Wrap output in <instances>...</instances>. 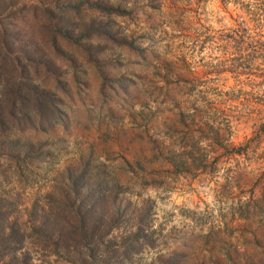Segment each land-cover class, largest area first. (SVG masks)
<instances>
[{
    "label": "rangeland",
    "instance_id": "1",
    "mask_svg": "<svg viewBox=\"0 0 264 264\" xmlns=\"http://www.w3.org/2000/svg\"><path fill=\"white\" fill-rule=\"evenodd\" d=\"M72 1L0 0L9 220L30 226L82 172L126 204L115 239L139 226L150 243L123 264H264V0ZM27 246L32 264H69Z\"/></svg>",
    "mask_w": 264,
    "mask_h": 264
},
{
    "label": "trees",
    "instance_id": "2",
    "mask_svg": "<svg viewBox=\"0 0 264 264\" xmlns=\"http://www.w3.org/2000/svg\"><path fill=\"white\" fill-rule=\"evenodd\" d=\"M67 1L68 15L74 7L79 9L84 4ZM102 9L116 14L127 12L124 8L110 6ZM6 53L8 51L4 55ZM21 99L22 96L17 99L18 104H21ZM34 101L38 102L37 99ZM38 105L40 108L36 106V112L40 116V125L52 127L61 121L62 110L54 102L45 98ZM3 118L0 109V122ZM85 176L86 173L82 172L71 174L67 177L68 184L56 196L46 193L42 201L34 203L30 226L22 227L14 217L9 220V206L0 205V264H32L33 252L27 243L34 250L39 247L55 254L64 251L69 256V264H123L128 247L136 252L144 244H150L143 241L145 234L138 233L139 226L123 238L129 237L136 243L115 239L112 229L126 215V204L105 188L88 186ZM17 251L20 256L16 255Z\"/></svg>",
    "mask_w": 264,
    "mask_h": 264
}]
</instances>
